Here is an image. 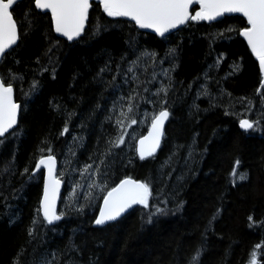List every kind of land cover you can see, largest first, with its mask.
<instances>
[{
    "label": "trees",
    "instance_id": "trees-1",
    "mask_svg": "<svg viewBox=\"0 0 264 264\" xmlns=\"http://www.w3.org/2000/svg\"><path fill=\"white\" fill-rule=\"evenodd\" d=\"M91 4L86 33L74 41L57 36L50 14L35 9L33 0H20L11 9L19 41L2 55L0 78L7 83L13 74L16 77L12 82L19 119L14 128L18 135L0 144V169L12 161L7 174L0 172V264H13L18 253L19 264H38L44 256L52 264H188L198 246L203 248L198 264H248L258 244L257 260L264 264V77L238 31H225L229 26L238 30L246 20L230 15L214 22L189 21L159 37L127 19L109 18L97 2ZM197 8L194 5L190 12ZM26 12L35 21L27 33ZM97 24L104 29L94 35ZM221 32L223 36L217 35ZM132 37L135 49L129 47ZM170 48L177 51L166 59ZM144 49L158 58L136 69L139 81L147 82L137 89L142 95L151 96L161 82L168 84L161 68L175 67L170 73V115L159 150L141 160L136 141L160 106L141 101L132 118L143 120L126 124L127 131L114 123L116 116L108 119V110L135 86L125 74L128 62ZM105 65L102 77H97ZM209 65L214 66L205 81L202 74ZM233 65L239 70L233 71ZM113 76L119 87L109 84ZM33 80L39 87L30 92ZM202 85L210 96L197 94ZM243 118L257 122L256 129L241 131L238 123ZM65 121L68 131L61 135ZM121 134L125 142L105 157L97 183L106 190L124 177L147 181L150 203L167 200L168 211L147 224L142 217L147 220L148 209L138 205L115 222L96 227L92 221L103 191L90 190L88 174L82 176L80 170L99 163L109 140ZM49 144L63 182L57 212L65 215L45 225L42 214L37 217L43 170H31L40 149L46 155ZM25 168L28 172L22 175ZM241 173H246V180L235 179ZM89 191L91 203L85 198ZM72 200L86 205L82 213L68 208ZM34 218L35 234L29 236Z\"/></svg>",
    "mask_w": 264,
    "mask_h": 264
},
{
    "label": "snow or ice",
    "instance_id": "snow-or-ice-1",
    "mask_svg": "<svg viewBox=\"0 0 264 264\" xmlns=\"http://www.w3.org/2000/svg\"><path fill=\"white\" fill-rule=\"evenodd\" d=\"M17 0H0V55H5L8 50L17 45L19 41L17 22L14 19L13 12L11 11ZM35 9L40 10L41 13L47 15L50 13V25L51 30L62 37L67 38L68 41H74L82 39V34L86 33V21L89 18V11L92 8L90 0H33ZM99 8L103 10V13L107 17L111 18H128L130 22L134 21L135 25L140 29H151L159 37H165L166 34L172 29H176L178 25H185L189 21H215L219 17H223L225 14L239 13L246 20V25L239 27L238 30L234 26H229L225 31L236 32L239 36L247 42L248 48L251 50L253 56L259 61V67L262 77H264V0H97ZM198 4L199 7L195 13L190 12V6ZM30 12H26L25 17L28 27L25 28V33L28 32L31 25L35 23L33 19H30ZM104 26L97 24L93 30V34H97L102 31ZM217 35L223 36V32ZM53 41V44H56ZM129 47L136 48L135 37L130 38L128 41ZM175 48L168 49L166 53V59H172L176 53ZM223 53L219 54L217 60L214 62L215 66L219 65L220 59L223 58ZM151 58L155 61L158 57L156 53L149 52L147 49L141 50L138 55L129 61V67L125 76L131 75V79L134 83L133 89L127 96L118 97L113 101L112 107L109 108L108 119L112 116H116L114 123L119 126L121 131H127L126 124H135L138 119L132 118L134 109L140 106L141 101L144 103L153 104L154 108L158 104L159 111H153L150 116V124L146 135L140 136L136 141L135 151L141 160L145 157L153 156L158 146L161 143L163 135V126L165 120L169 117L168 109V94L172 87L171 84V68H174L173 64L169 69L161 68V72L165 78L169 80L168 84L161 82L160 87L156 88L151 96L142 95L137 89L146 84L147 82L139 81V77L136 74V69L144 61ZM121 59H124L123 57ZM214 65H209L202 75L205 81L210 79V72ZM147 65H145L146 67ZM119 68V65L117 66ZM155 67V64H153ZM107 65L101 68L96 74L97 77H102ZM233 71L239 70V65L232 66ZM15 75H12L7 83L3 78H0V144L8 142L10 138H15L18 133L15 131L14 126L17 125V112L19 105L13 99V80ZM152 79H156V73L153 72ZM117 80L116 76H113L112 84L114 87ZM127 79L125 83H127ZM261 84H264V78L261 79ZM39 87L37 81L33 80L30 85V92H34ZM203 91L198 90V95H208L206 85H202ZM149 89L144 87V92L147 93ZM29 93H26L28 95ZM152 97H155L153 99ZM100 107V105H96ZM193 107H197L193 104ZM149 114L146 112L145 116ZM239 126L245 131L255 130L257 122L244 118L239 120ZM68 131V122L65 121L64 132ZM11 132V137L9 133ZM125 142V137L117 135L115 139L109 140V148L106 153L101 154L100 162L94 165H84L80 170L81 175L88 174L89 183L88 188L90 190L95 188H101L103 191V201L99 204V213L95 215V219L92 221L94 225H105L107 222L116 221L121 217L126 210L130 209L133 205H141L145 209H148L147 220L142 217V223L151 224L155 218L168 211L167 200L160 201L159 203H150L152 197L151 186L147 181L135 180L131 177H124L114 187L106 188L105 186L97 183V180L103 175V168L105 167V157L111 153L113 148H118ZM44 148L40 149V154L35 159V167L32 168V173H37V170L43 167L44 180H43V195L39 201V211L37 217L42 214V222L45 225H52L54 221H59L65 211L57 212L56 201L57 194L60 189L61 180L57 177L56 173V156L53 155V146L49 144L47 146V154H43ZM192 146H189V154L191 155ZM74 155V153H69ZM12 161H6L3 169L0 172L7 174L11 170ZM93 168L95 171H93ZM236 169L233 168V172ZM28 169L25 168L22 172L27 174ZM64 175L63 172L60 173ZM235 179L246 180V173H241L235 177ZM76 185L73 186V195H75ZM15 191V190H14ZM92 192L85 193V198L91 203ZM68 199L67 197L65 198ZM162 205V206H161ZM183 205L181 201L176 205L178 210ZM86 205L79 202V200H72L68 203V208L82 213ZM252 220V217H249ZM37 225V218H34L32 225L28 228L29 236L35 234ZM74 247V246H71ZM261 245H256L254 250L250 253L248 264H259L257 260V249H260ZM202 246H198L193 254L189 257L188 264H198L199 258L202 254ZM19 255L14 258L13 264H19ZM55 256V253H53ZM33 264H37L33 261ZM38 264H52L51 260H48L46 256L42 257Z\"/></svg>",
    "mask_w": 264,
    "mask_h": 264
},
{
    "label": "water",
    "instance_id": "water-1",
    "mask_svg": "<svg viewBox=\"0 0 264 264\" xmlns=\"http://www.w3.org/2000/svg\"><path fill=\"white\" fill-rule=\"evenodd\" d=\"M18 1H20V0H17V2ZM92 1H95V2H97V0H90V3L92 2ZM194 5H198V4H193V5H191L190 6V9L189 10H191V8L194 6ZM198 7H199V5H198ZM50 14V13H49ZM230 15H239V16H241V14H239V13H233V14H225L223 17H225V16H230ZM223 17H219V18H217L216 20H218V19H221V18H223ZM109 18H111V17H109ZM124 19H127L128 20V18H124ZM215 20V21H216ZM132 22H134V21H132ZM205 22H209V21H205ZM211 22H214V21H211ZM181 26H183V25H178L177 26V28L176 29H172V30H170V32L169 33H171V32H174L175 30H177L178 28H180ZM140 29V28H139ZM141 30H143V31H145V32H149V33H152V34H154V35H156L155 33H154V31L153 30H151V29H141ZM168 33V34H169ZM57 36H59V37H61V38H64V39H66L67 40V38H65V37H62L60 34H57V33H55ZM167 35V34H166ZM157 36V35H156ZM243 38V37H242ZM245 41V40H244ZM245 43H246V45H247V42L245 41ZM248 47V46H247ZM250 50V49H249ZM251 51V50H250ZM1 57H2V55H0V59H1ZM255 57V56H254ZM256 58V57H255ZM258 61V60H257ZM258 64H259V61H258ZM13 99H14V92H13ZM14 101H15V99H14ZM16 102V101H15ZM17 104H18V102H16ZM19 105V104H18ZM18 119H19V108H18V112H17V124H18ZM167 120H168V118L165 120V123H164V126H163V129H162V131H164V127H165V125H166V122H167ZM16 127V125L14 126V128ZM149 127V126H148ZM147 132H148V128H147V131L145 132V134L144 135H146L147 134ZM140 138V137H139ZM139 138L137 139V141L139 140ZM161 140H162V138H161ZM161 144V143H160ZM159 147H160V145L158 146V148H157V150H156V152L153 154V155H155L156 153H157V151L159 150ZM138 155V154H137ZM146 158V157H145ZM41 170H43V167H41ZM56 170H57V164H56ZM56 174V173H55ZM60 179V178H59ZM133 179V178H132ZM43 180H44V171H43ZM61 180V179H60ZM136 180V179H135ZM119 183V182H118ZM117 183V184H118ZM62 187H63V182H62V180H61V184H60V189H59V192H58V194H57V201H56V209L58 208V203H59V199H60V195H61V192H62ZM42 195H43V186H42V194H41V197H42ZM41 199V198H40ZM102 201H103V199H102ZM102 203V202H101ZM136 206H138V205H133L130 209H128V210H126V212L125 213H123L122 215H121V217H123L125 214H127L129 211H131L132 209H134ZM98 213H99V211H98ZM97 213V214H98ZM121 217H119V218H121ZM119 218H117V220L119 219ZM113 222H115V221H113ZM108 223H112V222H107L106 224H108ZM95 226H102V225H95Z\"/></svg>",
    "mask_w": 264,
    "mask_h": 264
},
{
    "label": "bare ground",
    "instance_id": "bare-ground-1",
    "mask_svg": "<svg viewBox=\"0 0 264 264\" xmlns=\"http://www.w3.org/2000/svg\"><path fill=\"white\" fill-rule=\"evenodd\" d=\"M259 66V65H258ZM244 119V118H243ZM248 119V118H247ZM238 128L241 130V131H245L244 129H241L240 126H239V123H238ZM249 131V130H248ZM95 226V225H94ZM96 227H99V226H96Z\"/></svg>",
    "mask_w": 264,
    "mask_h": 264
}]
</instances>
